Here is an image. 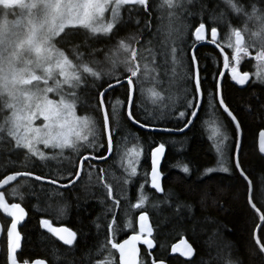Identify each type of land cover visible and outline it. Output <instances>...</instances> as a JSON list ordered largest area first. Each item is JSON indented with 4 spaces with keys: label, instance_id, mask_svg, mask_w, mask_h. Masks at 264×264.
Masks as SVG:
<instances>
[{
    "label": "snow or ice",
    "instance_id": "6c2138e0",
    "mask_svg": "<svg viewBox=\"0 0 264 264\" xmlns=\"http://www.w3.org/2000/svg\"><path fill=\"white\" fill-rule=\"evenodd\" d=\"M191 4L193 0H186ZM171 7L182 6L180 0H165ZM224 5L233 13L246 16L248 20L259 21V30L252 32V37H259V50L256 51L255 59L264 63V8L257 9L255 3H250L247 7L240 0H223ZM122 6H127L126 11L132 12L135 9H142L144 13L150 14L149 0H0L3 14H0V113L6 112L3 123L0 124V147L5 149H24L31 156L45 159V153L34 147L36 143L42 144L45 149H70L74 153H79L81 146L91 148V153L79 155L75 163V171H60L57 174H36L28 170H16L12 174L4 175L0 179V186L7 185L10 181L17 180L18 177H31L38 182H46L49 185H59L60 188L75 186L82 176L85 162H89L87 167L95 169L97 166L92 161H107L113 153V134L118 130L115 125L121 120L116 105L124 104V114L127 120L141 129H148L153 132L162 133H184L199 119L198 113L205 103L220 112L225 124L230 123L231 141L228 135H224L219 144L212 147L216 149V166H206L203 174L211 176L213 173H228L234 182H248L245 209L250 208L255 212L258 222L252 224L251 239L253 241L252 255L259 257V264H264V209L257 206L255 197L252 195L251 182L240 159L242 144V121L234 114V110L225 98L222 78L224 72H220L215 78L210 89H203V81L200 77V69L195 54L191 56L190 68L194 87L191 98H185L181 108L173 109L167 113L168 119L178 121L177 127H157L153 123H144L143 118L132 110L134 103V88L141 69L139 66L138 49L139 36L130 35L127 38L118 39L114 46V51L119 54L118 59H113L105 55L104 60H97L94 53L99 49L91 48L88 51L89 60L83 58L85 53L80 49L89 48L90 37L95 39L99 36L109 37L116 35L114 28L118 31V26L123 23ZM17 9L23 10L27 16L18 13ZM11 10V11H8ZM110 13V17H106ZM223 15V13H221ZM17 17L9 19V17ZM214 19V17H211ZM137 24L139 20L135 21ZM148 19L144 20V27L150 28ZM205 23L201 22L195 27L193 35L196 41H204ZM171 29L169 36H171ZM211 40L208 43L216 44L218 30L216 26L210 28ZM235 44H229L233 48L230 65L225 58L224 67L229 69L228 75L236 85H245L249 79V73H241L237 70L241 55H248V47L245 46L241 31H234ZM77 40L80 43H77ZM175 43V39H173ZM60 45L64 46L59 47ZM196 45H192L194 49ZM66 51H70L76 62L69 58ZM151 52V49H148ZM185 49H178L175 46L169 47L165 44L159 52L161 62L167 64L169 60L173 65L181 63L180 57L185 55ZM142 59V57H140ZM109 67L104 70V74L114 82L95 84L97 79H101V73L94 70L91 65H104ZM151 63L156 64V53H152ZM123 67L127 75L121 76L116 72L117 67ZM86 74L92 77V82L97 91L90 97H85L89 110L94 111L95 119L88 116H78L75 109L80 101L77 89L86 88L88 81ZM149 65L144 64V75H147ZM58 72L59 79L54 73ZM122 80L127 81V100L121 101L117 98L114 102L106 100V94ZM50 81L53 83L50 85ZM260 83H264V75H261ZM41 85H43L41 87ZM49 94L54 97L50 98ZM112 104V111L109 113L108 106ZM138 107V105H137ZM163 115V113H162ZM41 119L42 123L35 125L34 122ZM99 127V133L96 129ZM75 137V140L71 137ZM99 136V143H97ZM7 137V139H6ZM91 137V139H90ZM106 140V144H105ZM83 142H86L83 143ZM100 149H105L96 155ZM227 149L228 156L225 155ZM164 143L158 144L151 150V188L157 193L162 191L161 172L158 171L160 158L164 155ZM259 152L264 154V131L259 134ZM137 155H139L137 153ZM229 160L231 167H229ZM185 174L190 169L187 165L181 167ZM129 176H136V168L131 167ZM105 170L99 169V179L103 188L107 190V198L112 201V205L119 207L120 200L113 195V187L105 182ZM226 177H221L225 179ZM66 181V183H62ZM125 185L129 184V179L123 180ZM141 189L143 184H141ZM242 199L245 197L242 195ZM146 197L143 193L138 197V202L133 204V208H140ZM0 209L11 218L7 226V264H18L17 251L20 249L21 235L18 225L25 218V209L20 203H5L4 195L0 194ZM112 211V209H109ZM40 227L48 233L58 238L63 245L72 246L77 239V233L67 227H54L48 219L39 221ZM117 224L116 212L112 211L111 222L107 224V243L119 253V264H137L136 242L145 244L149 249L153 246L151 239H142L139 235H132L125 239L123 243L114 242L115 228ZM126 223L125 227H130ZM100 225L97 224V228ZM139 228L141 233L151 235L148 224V216L141 211L139 215ZM173 252L179 251L182 257L190 259L194 254L193 247L184 239L179 245L172 248ZM20 264H29L27 260ZM32 264H45L42 260L32 262ZM101 264H112L111 257ZM228 264H239V261H229Z\"/></svg>",
    "mask_w": 264,
    "mask_h": 264
},
{
    "label": "trees",
    "instance_id": "16d2710c",
    "mask_svg": "<svg viewBox=\"0 0 264 264\" xmlns=\"http://www.w3.org/2000/svg\"><path fill=\"white\" fill-rule=\"evenodd\" d=\"M240 2L246 7L250 3H255L257 9L264 8V0H240ZM149 7L150 14L144 13L142 9L128 12L126 11L127 6H124L122 8L123 23L118 26V31L116 28L113 30L116 32L115 36L111 34L109 37L98 38L95 41L90 38L89 48L82 47L80 49L85 53L84 58H87L86 61L89 60L88 51L93 46L100 51L104 49L106 44H114L118 39L123 38L129 29V32L133 30L132 33L139 37L146 36L148 38L146 39L152 43V48L156 50L159 46L157 45L158 39L155 34H152V30L163 24L169 6L165 3V0H149ZM1 11L2 7H0V13ZM211 17H214V19ZM146 18L151 25L150 28L144 27ZM133 20L141 22L139 27H129L132 25L131 21ZM185 20L190 29H194L201 22L205 23L208 29L216 26L219 41L230 65L232 64L233 51L230 50L227 39L232 31H241L245 46L249 49L248 55H241L239 62L240 71L249 73L250 80L247 85L241 89L235 87L226 76L227 74L222 78V83L225 84L224 94L226 100L234 110V114L242 121L243 147L240 155L241 163L249 176L255 202L259 208L264 209V158L257 152V137L261 131H264V83L253 79L256 67L261 66L264 69V63L254 58L256 51L259 50L258 43L249 42L246 35L257 30L251 24L245 22L244 16L237 15L229 10L224 5L223 0H193L187 6ZM255 38L259 40V37ZM77 43H80V41L77 40ZM59 47L63 48L64 46L60 45ZM157 50L159 51V48ZM211 53L213 54V52ZM66 54L69 55L70 59L75 60L70 51H66ZM195 55L198 60L200 77L204 82L203 89H210L214 83V78L222 69L223 60L219 55L217 58L212 57V55L204 56L202 49H197ZM186 59L190 78L192 75L191 59L188 56H186ZM118 74L122 78L128 73L122 70ZM114 79V77L110 79L107 75L101 74V79H97L95 84L106 86L108 82H114ZM134 80H136V87L132 110L143 118V114L137 107L140 84L136 78ZM187 81L192 91L194 84L191 79ZM147 86L149 85L147 84ZM96 91L93 82L89 84V87L77 89L80 99L85 101L84 105L78 104L76 107L80 116L95 119V113L89 110L85 97H90ZM117 98L126 102V86L116 88L106 95V100L111 99L113 102ZM190 98L191 95L188 99ZM116 106L120 108L121 124L124 129L140 136V138H134L132 135H126L127 138L123 136L127 139L125 142L134 143L137 147L142 146L144 153L136 176L132 177L129 180L130 183L125 185L123 183L124 173L118 171L120 167H116V151H120L124 140L113 135L112 178L109 180L105 169L104 179L105 182L112 185L114 197L120 200L119 207L113 206L112 201L108 200L107 190L100 183L99 172L96 177L99 181L98 187L90 188L84 186V184H77L73 189L65 191L62 198L52 205L55 212L60 213L61 208L65 211L66 218L63 220H57L54 216L45 212L47 199L51 196L49 186L28 179L10 185L4 196L5 203L9 205L20 203L27 213L26 220L19 229L23 243L21 252L17 256L18 262L27 260L30 263L41 259L45 260L47 264H92L93 262L105 261L107 254L111 252L114 256V264H116V253L111 245L107 243V224L111 222L112 211L116 212L117 217V224L114 225V242H119L129 234L136 233L135 214L132 205L137 199L134 195L141 188V184L147 182L150 172L149 154L152 148L164 143L166 154L161 166L164 194L157 196L148 188L144 192L149 200L155 206L159 205L160 208L157 212L149 211L146 208L141 209L151 221L155 250L149 252L145 247H141L140 264H153L155 261H163L167 264H228L229 261L237 260L239 264H259V257L250 254L253 248L251 239L252 224L258 222V218L250 208L245 209L247 183L234 182L229 174L219 172L213 173L211 176L203 174L206 166L214 167L216 162L211 145L200 128V121L204 112L208 109L207 107H213L207 105V103L204 104L198 114L199 119L195 120L185 134L177 136L187 141L186 148L179 143L181 147L179 151H175L174 146H171L168 141L172 138L170 135L146 133L135 129L126 119L124 114L125 105ZM108 111L109 113L112 111L111 103L108 106ZM218 114L221 116L220 112ZM2 115L4 113H0V124ZM177 126H180L178 121L157 127ZM227 127L231 134L230 123ZM96 131L99 133L98 126ZM97 143H99V136H97ZM123 144L125 145V143ZM104 150L100 149L96 155ZM184 165H187L190 169L187 174L181 171V167ZM46 169L47 167L41 161L31 158L24 149L0 147V179L16 170H28L36 174L49 175L46 173ZM221 177L226 178L221 179ZM126 187L129 189V194L125 191ZM11 188L16 191L9 190ZM242 195L245 197L244 199L241 198ZM109 209H112V211ZM128 215L132 217L133 227L131 229L125 227ZM41 219H48L53 226L64 225L75 231L77 239L74 245L66 248L51 234L43 231L39 224ZM0 221L4 231H6L8 221L1 216ZM97 224L100 225L99 228H97ZM260 235L264 236V232H261ZM181 238H185L194 249V256L191 261L185 262L179 258L169 256L170 246ZM163 246H165L164 249ZM0 264H7L5 236L0 241Z\"/></svg>",
    "mask_w": 264,
    "mask_h": 264
},
{
    "label": "rangeland",
    "instance_id": "374dc122",
    "mask_svg": "<svg viewBox=\"0 0 264 264\" xmlns=\"http://www.w3.org/2000/svg\"><path fill=\"white\" fill-rule=\"evenodd\" d=\"M173 3H176V0H173ZM167 4V3H166ZM180 4L182 6H177V7H169L167 13L164 16V22H163V27L167 31L166 39L169 47L170 46H175L178 49H181L182 42L186 39L187 33H188V23L185 20V11L187 9L188 3L186 0H180ZM124 6H122L123 8ZM5 10L2 9L0 14H3ZM11 11V10H8ZM18 13H22L23 16H27V13L24 12L23 10L17 9ZM122 12V9H121ZM106 17H110V13L105 14ZM17 17H12L10 16L9 19H16ZM245 22L247 24H251L254 26V28L258 31L259 30V21L257 20H248L246 16H244ZM171 31V36H169V31ZM248 37V41H258V38L252 37L251 34H246ZM130 36V35H129ZM128 37V35L126 36ZM234 32L232 31L227 39L228 46L229 44L233 45L235 44V39H234ZM173 39H175V43H173ZM117 43V41H116ZM114 43L113 45L111 44L110 48L104 52V53H99L96 54L95 57L97 60L103 61L105 55L111 56L113 59H118L119 54L114 51V46L116 45ZM231 51H233L232 47H229ZM152 57L151 58H144L139 61V66L142 67L141 72L138 74L137 82L141 85L138 87V108L139 111L143 114V120L145 123H153L155 121L156 126L159 125H164L166 123L173 122L175 123V120L168 119L167 113L173 109H179L182 107L184 104L185 98H188L189 95H191V88L188 86V79L189 78V71H188V64H187V59L186 56L180 57L181 63H178L176 65H173L171 63V60L167 64H164L161 62V58L156 56V64L151 63ZM146 61V62H145ZM148 61V62H147ZM143 62V63H141ZM147 63L149 65V71L147 75H144V64ZM99 69V72L101 74H104V70L109 67L107 63L104 65H93ZM125 71L124 68L117 67L116 72L118 73L119 71ZM121 73V72H120ZM261 75H264V69L261 66H257L254 73H253V79L255 81H259ZM54 76L56 79H59L58 72L54 73ZM147 82V83H146ZM53 83V81H50V85ZM147 84L150 86H147ZM43 85H41L42 87ZM50 98H59V97H54L53 94H49ZM84 105L85 101L80 99V101L77 103V105ZM77 107V106H76ZM117 111L120 114V108L117 107ZM206 109V112H204L203 117L201 118L200 121V128L203 130L205 134V138L208 140V142L211 145L212 152L215 156V160L217 159L216 156V149L212 147L214 144H219L220 141L223 139L224 135L229 136V140L225 141V145L229 144L231 141V134L228 130L227 125L225 124L224 120L222 117L218 114L216 110L213 108ZM77 113V109H75ZM163 113V115H162ZM7 113L4 112V115L1 117V124L3 123L4 116ZM78 116H80L77 113ZM42 123L41 119H37L34 124L39 125ZM115 127L118 129L113 135L118 136L119 138L126 137V135H132L134 138H140V136L134 132L125 130L124 127L121 124V120L119 121L118 124L115 125ZM131 137V136H130ZM168 141L171 144V146H174L175 151H179L180 145H183L182 147L186 148L187 141L178 138L177 136H171ZM127 138V137H126ZM124 138V141L127 139ZM71 139L75 140V137H71ZM126 139V140H125ZM125 145L122 143L121 144V149L120 151H116V167L118 168L119 172H123L125 178L131 180L132 177L128 175L130 172L131 167L136 168V174L137 171L140 167V163L143 160V147L142 146H136V144L132 143H127L124 142ZM179 143H181L179 145ZM35 148H37L39 151H42L45 153V159L41 160L39 157H34L31 156L30 153H26L31 157L35 158L38 161L43 162L49 169L56 168L58 169L65 161L67 154L66 151L67 149L64 150H58V149H45L42 144L36 143L34 145ZM182 149V148H181ZM137 153L139 155H137ZM225 155L226 157L228 156L227 149H225ZM65 164V163H64ZM67 165H70V162L67 163ZM216 166V162H215ZM214 166V167H215ZM229 167H231V163L229 160ZM218 173V172H217ZM223 174H228V173H223ZM135 177V176H134ZM22 184V183H20ZM149 187L148 179L147 182L143 183V188L146 190ZM9 190H14L15 189H9ZM125 191L129 194V189L126 187ZM143 193V189H139L135 193V197L137 201L134 203L136 204L138 202V197L140 194ZM144 196L146 197L143 205L140 207L146 208L149 211H156L159 210L160 206L156 205L149 200V197L146 195V193H143ZM60 193L58 191H51V196L47 199V207L46 211L48 214L54 216L57 220H63L66 218V214L64 215V210L61 208V212H55L54 208L52 205L57 201L58 199H61ZM61 202V201H60ZM156 208V209H155ZM127 223H130V227H126L128 229H131L133 227L132 223V217L128 215V219H126ZM165 246H163V249ZM111 257L112 259V264H114V256L111 252L107 254V258ZM106 258V259H107ZM102 261L100 262H93L92 264H101Z\"/></svg>",
    "mask_w": 264,
    "mask_h": 264
},
{
    "label": "flooded vegetation",
    "instance_id": "af4514ba",
    "mask_svg": "<svg viewBox=\"0 0 264 264\" xmlns=\"http://www.w3.org/2000/svg\"><path fill=\"white\" fill-rule=\"evenodd\" d=\"M132 22V25H130L129 27H131V28H135V27H139V25H140V23L139 24H137L136 22H135V20H133V21H131ZM199 25V24H198ZM197 25V26H198ZM206 25V24H205ZM115 29V28H114ZM195 29V28H194ZM194 29H190L189 28V25H188V33H187V36H186V39L182 42V45H181V49H185L186 51H185V55L184 56H188L190 59H191V57H190V53H191V50L193 49L192 48V45H197L198 43H203L202 44V46L201 47H198L197 49L199 50V49H202V52H203V54H204V56H211L212 55V57H214V58H217L218 57V55L222 58V56H221V54L219 53V51L217 50V49H215L214 47H212L209 43H208V41L209 40H211V33H210V29H208L207 28V25H206V27H205V32H204V37H205V39H204V41H196L195 40V38H194V35H193V32H194ZM130 30V29H129ZM129 30L128 31H126V34L123 36V38H127L126 36L128 35H133V33H132V31L133 30H131L130 32H129ZM152 34H155L156 36H157V39H158V43H157V45H159L157 48H156V50H154V48H152V43L150 42V41H148L147 39V37L145 36V37H139V44H136L135 46L137 47V49H138V53L140 54L139 56H138V60H142V59H144V58H146V59H148V58H151L152 57V53H156V56L157 57H160L159 56V52L164 48V46H165V44H167L168 45V43H167V41H165V39H166V35H167V31H166V29L163 27V24L162 25H159L157 28H155V30H152ZM111 34H109V36H110ZM135 35V34H134ZM91 38V37H90ZM99 38H106V37H104V36H99ZM147 38V39H146ZM98 38H95V39H93L92 38V41H95V40H97ZM234 39H235V37H234ZM235 41V40H234ZM111 44L112 43H108V44H106V46L104 47V49H101L100 51H98V52H96L94 55H96L97 53L99 54V53H104V52H106L109 48H110V46H111ZM113 45V44H112ZM169 46V45H168ZM216 46H218L220 49H222V45H221V43H220V41H219V33H218V36H217V43H216ZM171 47V46H170ZM93 48H96V47H94L93 46ZM152 48V50H151V52L150 51H148V49H151ZM159 48V51L157 50ZM196 49V50H197ZM195 50V51H196ZM211 50V51H210ZM223 50V49H222ZM211 52H213V54L211 53ZM194 54H195V52H194ZM140 57H142V59L140 58ZM74 58H75V56H74ZM84 60L86 61L87 60V58H84ZM223 60V59H222ZM74 62H76V60H74ZM91 66H93V65H91ZM236 67H237V70L238 71H240V65L239 64H236L235 65ZM94 67V70H98L99 71V69L97 68V67H95V66H93ZM140 69L142 70V67H140ZM228 69H227V71H226V73H225V75L229 78V80L231 81V78H230V76L228 75ZM241 72V71H240ZM241 73H243V72H241ZM81 74L82 75H84L85 76V78H86V80L88 81V86L87 87H89V84L92 82V77H89V76H87L86 74H83L82 73V70H81ZM249 80H250V76H249ZM232 82V81H231ZM233 83V82H232ZM233 85L235 86V87H237V88H239V89H241V88H244V87H240L239 85H236V84H234L233 83ZM90 139H91V137H90ZM106 142V141H105ZM83 143H85L86 144V142H83ZM106 144V143H105ZM91 151H92V149L91 148H85V147H83V146H81L80 147V149H79V153H74V152H72L70 149H67V151H66V154H67V157H66V159H65V161H64V163L58 168V169H56V168H48L47 167V169H46V173H48L49 175H52V174H57V173H59L60 171H64L65 172V174L67 173V171H75V163H76V161H77V159H78V156L79 155H83V154H88V153H91ZM68 162H70V165H67V163ZM43 163V162H42ZM88 163L89 162H85V166H84V168H83V170H82V176H81V178L79 179V181L76 183V185L77 184H84V186H89L90 188H96V187H98V183H99V181H97V179H96V177H97V173L99 172V169L100 168H103L104 170L106 169L107 170V177L109 178V180H111V178H112V169H113V154H112V157L107 161V162H105V163H102V164H96V163H94V162H91V163H94L97 167L95 168V169H89L88 167H87V165H88ZM43 165H45L44 163H43ZM161 176H162V173H161ZM29 180V179H28ZM162 180H163V176H162ZM18 181H20V180H18ZM17 181V182H18ZM16 182V183H17ZM36 182V181H35ZM38 183V182H37ZM62 183H66V181H62ZM41 184V183H40ZM75 185V186H76ZM47 186H49V185H47ZM75 186H72V187H70L69 189H66V190H61V189H57V188H55V187H52V186H49L50 187V191H58L59 193H60V195H61V197H62V195H63V193L65 192V191H67V190H71V189H73ZM8 187L9 186H7V187H5V188H3L1 191H0V194H3L4 196H5V194H6V190L8 189ZM143 189V193L145 192V189L144 188H142ZM148 189H149V187H148ZM149 190H151V189H149ZM152 191V190H151ZM155 193V192H154ZM156 194V193H155ZM164 194V188H163V185H162V195ZM157 195V194H156ZM162 195H157V196H162ZM4 199H5V197H4ZM133 210H134V214H135V220H136V217H137V215L138 214H140L141 213V208H133ZM64 215H65V213H64ZM8 223H9V221H8ZM61 226H64V225H61ZM54 227H58V226H54ZM70 229V228H69ZM71 230V229H70ZM136 230V229H135ZM73 231V230H72ZM76 241V240H75ZM122 241V240H121ZM120 242V241H119ZM118 242V243H119ZM141 247H144V245H142ZM115 251V250H114ZM116 253V252H115ZM116 257H117V254H116ZM117 264V263H116Z\"/></svg>",
    "mask_w": 264,
    "mask_h": 264
},
{
    "label": "water",
    "instance_id": "95a60500",
    "mask_svg": "<svg viewBox=\"0 0 264 264\" xmlns=\"http://www.w3.org/2000/svg\"><path fill=\"white\" fill-rule=\"evenodd\" d=\"M194 38H195V36H194ZM202 44L203 43H198L197 45H196V47L194 48V49H192L191 50V53H190V57L194 54V52H195V50L198 48V47H201L202 46ZM212 47H214L215 49H217L218 51H219V53L221 54V56H222V59H223V65H222V69H221V71L220 72H224V73H226V71H227V69L224 67V64H225V58H227V56H226V54H225V52L222 50V49H220L218 46H216V44H211V43H209ZM228 60V59H227ZM248 81H249V79H248ZM234 83V82H233ZM248 82H246V84H247ZM235 84V83H234ZM245 84V85H246ZM245 85H243V86H241V85H239L240 87H244ZM121 86H126L127 87V81L126 80H122V83L121 84H118V85H116L113 89H110L109 90V92L107 93V94H109L112 90H114V89H116V88H119V87H121ZM106 94V95H107ZM133 97L135 98V88H134V93H133ZM199 114V113H198ZM126 116V115H125ZM126 119H127V117H126ZM128 121V120H127ZM129 122V124L132 126V127H134L135 129H137V130H139V131H142V132H146V133H153V134H164V135H170V136H180V135H183V134H185L190 128H191V126L189 127V129H186L185 130V132L184 133H162V132H153V131H150V130H148V129H141V128H139L137 125H133L130 121H128ZM195 122V121H194ZM260 134V133H259ZM259 134H258V137H257V152H258V154L262 157V158H264V154H262V153H260L259 152ZM106 141V140H105ZM165 154H166V149H165V152H164V155L160 158V162H159V165H158V171H160L161 172V166H162V163H163V161H164V158H165ZM112 157V154L108 157V160L110 159ZM107 160V161H108ZM107 161H92V162H94V163H96V164H102V163H105V162H107ZM149 161H150V172H149V175H148V183H149V189H151L153 192H155L157 195H162V191L161 192H159V193H157L156 191H155V189H153V188H151V152H150V154H149ZM23 179H29V180H33L31 177H18L17 178V180H15V181H10L7 185H4V186H0V191L3 189V188H5V187H7V186H10V185H12V184H14V183H16L18 180H23ZM33 181H35V180H33ZM79 181V180H78ZM77 181V182H78ZM36 182H38V181H36ZM38 183H41V184H43V185H49V184H47L46 182H38ZM160 183H161V188H162V176H161V179H160ZM247 183V185H248V182H246ZM49 186H52V187H55V188H57V189H61V190H66V189H69L70 187H72V186H70L69 188H60L59 187V185H49ZM251 190H252V185H251ZM25 213H26V211H25ZM146 214V213H145ZM139 215L140 214H138L137 215V217H136V220H135V229H136V233H132V234H129L126 238H124L122 241H120L119 243H123V241L125 240V239H128L129 237H131L132 235H139V236H141V238L142 239H151L152 241H153V235H154V231H153V227H152V224H151V221H150V219H149V217H148V224H149V227H150V229H151V235H148L147 233H141V231H140V228H139ZM147 215V214H146ZM0 216L1 217H3L5 220H7V221H9V224H10V221H11V218L10 217H8L7 216V214L2 210V209H0ZM26 217H27V213H26V215H25V218H24V220L21 222V224L20 225H18V231H19V229L23 226V224H24V222H25V220H26ZM8 224V225H9ZM58 227H66V226H58ZM68 228V227H67ZM7 229V228H6ZM43 231H45V232H47V230L46 229H44V228H41ZM48 233V232H47ZM50 234V233H49ZM21 235V234H20ZM3 236H5V239H6V249H7V231H4V229H3V226H2V224H1V221H0V241H1V239L3 238ZM53 236V235H52ZM61 245H63V243L58 239V238H56L55 236H53ZM181 239H184L186 242H188L185 238H181ZM180 239V240H181ZM180 240H178L177 242H175L173 245H171L170 246V248H169V256L170 257H172V258H179V259H181V260H183V261H185V262H188V261H191L192 259H193V256H194V254L192 255V257L190 258V259H188V258H185V257H182L180 254H179V251H177V252H173L172 251V248H173V246H175V245H179V243H180ZM22 243H23V239H22V236H21V241H20V244H21V247H20V249L17 251V253H16V255L18 256L19 255V253L21 252V248H22ZM74 243H75V241H74ZM74 243H73V245H74ZM189 243V242H188ZM72 245V246H73ZM142 245H144V247L149 251V252H153L154 250H155V243H154V241H153V246H152V248H148L145 244H143V243H141V242H136V248H137V264H140V256H141V246ZM64 247H66V248H70V247H72V246H67V245H63ZM115 250V249H114ZM115 252H116V254H117V264H119V253H118V251H116L115 250ZM41 260V259H40ZM35 261H37V260H35ZM42 261H44L45 262V264H47V262L45 261V260H42ZM7 262V261H6ZM34 262V261H33ZM18 264H20V262H18ZM29 264H32V262H30ZM153 264H167L166 262H163V261H155V262H153Z\"/></svg>",
    "mask_w": 264,
    "mask_h": 264
},
{
    "label": "bare ground",
    "instance_id": "6f19581e",
    "mask_svg": "<svg viewBox=\"0 0 264 264\" xmlns=\"http://www.w3.org/2000/svg\"><path fill=\"white\" fill-rule=\"evenodd\" d=\"M122 140H124V138H122ZM126 140V139H125ZM125 141H123V143H124Z\"/></svg>",
    "mask_w": 264,
    "mask_h": 264
}]
</instances>
